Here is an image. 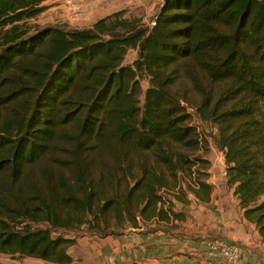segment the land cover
<instances>
[{"label":"trees","instance_id":"16d2710c","mask_svg":"<svg viewBox=\"0 0 264 264\" xmlns=\"http://www.w3.org/2000/svg\"><path fill=\"white\" fill-rule=\"evenodd\" d=\"M47 8L0 0V254L70 264L80 227L104 239L123 232L109 213L131 227L178 217L182 196L162 187L208 196L191 111L216 130L226 189L264 244V0H162L151 25L124 9L34 21Z\"/></svg>","mask_w":264,"mask_h":264},{"label":"crops","instance_id":"0c3cea01","mask_svg":"<svg viewBox=\"0 0 264 264\" xmlns=\"http://www.w3.org/2000/svg\"><path fill=\"white\" fill-rule=\"evenodd\" d=\"M49 1L46 0V4ZM161 2L73 0L68 7L62 3L59 5L62 11L59 15L65 17L70 25L83 27L132 5L145 11H154ZM44 12H48V8ZM94 12H97L96 18L88 21ZM59 15L56 11L50 13L49 17L58 19ZM221 169L224 171V166ZM212 172L216 174L214 169L208 170L206 178L213 185L208 196H197L187 191L188 195L173 200V209L181 212L178 217L168 215L149 219L146 220V226L139 223L104 239L92 234L83 235L68 248L73 258L70 264H202L197 248L204 251L199 241L205 236L238 242L242 248V264H264V244L259 240L256 230L245 224L238 210L231 205L233 195L226 189L224 178L215 180ZM232 199L237 203L234 196Z\"/></svg>","mask_w":264,"mask_h":264},{"label":"rangeland","instance_id":"374dc122","mask_svg":"<svg viewBox=\"0 0 264 264\" xmlns=\"http://www.w3.org/2000/svg\"><path fill=\"white\" fill-rule=\"evenodd\" d=\"M72 2H73V0H51V1L47 2L48 12L41 13L40 15H38L34 19V21L38 22L39 24H43V25L47 24V22H50V23L66 22V23H68V20L65 19V17L59 15L62 12L61 7L59 5L62 3V4H65V7H68V5L72 4ZM124 10H125V16H142L143 19L145 20V22H147V24L151 25L150 18L155 13L156 7H155L154 11L152 9L145 11L144 9H139V8H136L135 5H132V6H128ZM56 11H57V14L59 15L58 19H52L51 17H49L50 13L56 12ZM96 13L97 12H94L91 15V17H89L88 21H93L97 16ZM135 57H136V52L134 50H129L125 56L124 63H127V64L132 63V61L134 60ZM141 83H142L143 89H145L147 87V81L145 79H143ZM175 87L184 89L187 92V94L190 96V98H196V94L193 92V90L191 89L187 79L184 76H180L178 78L177 84ZM191 114H192V117L194 118V121L196 123H198L200 126L199 128L201 130V135L206 137L209 140L207 143V145H208L207 146L208 147L207 152L205 153V157L210 162L209 172L214 169L216 174L214 172H212L213 178L215 176V178H214L215 180L216 179L221 180L222 178H224V174H223L224 171L221 169L222 166H224V170H225V162H224L223 154L220 150H218L215 147L213 141L209 137V134H211L212 132H215L216 130L214 128H212L210 126V124L203 123L200 120H198L197 118H195L196 116L194 115L193 111H191ZM185 177L187 179V176H185ZM186 179L184 178V181H182V186H184L183 184H185V182H188V180H186ZM186 191H185V195H188L186 193ZM159 192L162 194L163 201H165V202H168L169 200H173L174 199L173 196H177L178 194H179V196H185V195H183L184 193H180L176 188H173L172 186L171 187H162L159 189ZM232 198H233V196L231 197L230 203L233 207H235L238 210L237 203H235ZM238 213H239V211H238ZM107 220L110 222V226L108 228L110 230L115 229V230L121 231V230H128L131 228V225L126 223V222L123 225L117 224L115 217L113 216L112 213H109L107 215ZM139 222L143 226H146V220L142 219ZM248 226H250L253 230H255L254 226L252 224H248ZM104 227H107L106 224H104ZM85 231H87V230L83 226V227H80L78 230H76V232L70 233L69 235L75 236L76 241H77V239L80 238L83 235V233H85ZM86 235H88V234H86ZM77 250H78V247H77L76 251ZM13 261H14V259H12L9 255L0 254V262L10 263ZM49 263L50 262L46 263V261L38 259V258H34V257H23V258H20V259L14 261V264H49ZM50 264H54V263H50Z\"/></svg>","mask_w":264,"mask_h":264},{"label":"built area","instance_id":"2783aa9c","mask_svg":"<svg viewBox=\"0 0 264 264\" xmlns=\"http://www.w3.org/2000/svg\"><path fill=\"white\" fill-rule=\"evenodd\" d=\"M199 241L204 251L197 248L202 264H242V248L238 242L220 237L205 236Z\"/></svg>","mask_w":264,"mask_h":264}]
</instances>
